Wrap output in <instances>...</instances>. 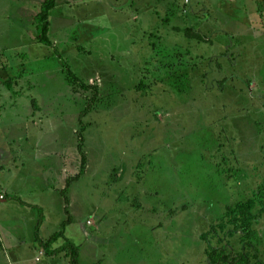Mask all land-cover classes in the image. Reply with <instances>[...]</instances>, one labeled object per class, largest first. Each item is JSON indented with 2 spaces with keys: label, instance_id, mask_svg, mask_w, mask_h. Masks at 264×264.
I'll return each instance as SVG.
<instances>
[{
  "label": "rangeland",
  "instance_id": "1",
  "mask_svg": "<svg viewBox=\"0 0 264 264\" xmlns=\"http://www.w3.org/2000/svg\"><path fill=\"white\" fill-rule=\"evenodd\" d=\"M67 1L63 20L52 16L61 60L38 62L32 36L19 45L37 62L24 85L34 98L20 109L53 120L43 132L63 144V190L80 172L86 129L87 173L42 233L98 207L103 221L96 229L88 218L84 233L113 241L101 264H209L210 249L236 256L245 247L242 233L229 236V208L264 184V0ZM68 68L94 89L71 85ZM255 231L251 264H264V214ZM6 232L0 225V264H42L29 246L16 259ZM76 238L73 229L65 241Z\"/></svg>",
  "mask_w": 264,
  "mask_h": 264
},
{
  "label": "crops",
  "instance_id": "2",
  "mask_svg": "<svg viewBox=\"0 0 264 264\" xmlns=\"http://www.w3.org/2000/svg\"><path fill=\"white\" fill-rule=\"evenodd\" d=\"M43 3L42 0L39 2L34 0H0V175H8L6 179H0V194L6 197L5 201L0 202V225L7 231L5 234H8V240L10 239L12 243L9 247L16 259H19L18 254L28 250L29 246L30 249L33 248V253L37 250L44 259L42 264H70L63 255L48 257L44 253L37 239L38 223L35 222V213H38L39 222L41 218L39 209H41L43 223L39 229V236L44 241L59 232L63 225L61 217L60 222L56 227L51 228L48 235L42 233L45 227L47 230L51 225L49 222L51 212H53L51 215L54 213L63 215V206L59 200V197L63 199V167H65L63 166V144H60L58 138H45L43 130L48 127L47 129L50 131L53 127V120L51 121L49 117L39 116L36 121L34 115L37 108L35 106L33 117L30 115V111L25 114L20 109L21 103L28 102V100L31 103L32 97L34 98L33 95H26L24 85L27 82L30 83L33 76V74L31 78L28 76L29 66L35 67L37 62H31V56L27 51L28 47L22 49L19 45L25 40H27L25 43L28 44V38L32 36L30 44L33 46L34 52L37 48L43 54L42 59H39L38 62L55 58L61 60L63 58V37H56L53 31L52 16L63 20V10L74 7L72 1L66 0L65 3L60 4L56 0V6L50 15L49 37L53 47H47L37 41L36 17L40 13ZM70 26L74 25L70 24ZM6 55L9 56L6 58ZM9 58L12 62L15 59V63H10ZM43 63L38 64L42 65ZM21 113L25 114V123L21 122ZM20 128L24 131L22 137L19 132ZM30 140L32 141L30 142ZM5 154H8V157ZM29 163L41 164L43 170L34 176L33 174L29 175V171L26 172ZM57 175H59V181ZM67 180L68 177L66 184ZM16 199H20L30 206L24 205ZM53 203H57L56 209H54ZM51 204V207H47ZM99 210L98 207H95V210L93 209L91 212H84L79 220L73 218L72 224L66 230L67 237L71 230L76 229V236L79 239L76 238L69 242L80 247L79 264H101L107 256L104 244L109 247L113 243V241H104L98 238V234L97 237H94L84 233L87 228L85 221L88 218H95L96 229L97 223L103 221L102 216L98 222L96 221L98 214L103 215ZM120 210L124 212L123 209ZM9 227L15 229L11 231L12 228L9 229ZM105 227L106 224H101L100 231ZM27 228L29 232L25 231ZM28 233L31 236V242L26 239ZM66 242L61 238L55 243L54 248H60Z\"/></svg>",
  "mask_w": 264,
  "mask_h": 264
},
{
  "label": "trees",
  "instance_id": "3",
  "mask_svg": "<svg viewBox=\"0 0 264 264\" xmlns=\"http://www.w3.org/2000/svg\"><path fill=\"white\" fill-rule=\"evenodd\" d=\"M56 6V0H45L40 13L36 17V24L38 29L37 41L40 44H43L47 47H53V43L49 37L50 34V15L51 11ZM67 80L71 85L75 88L78 86H83L88 89H94V86L86 85L78 76H76L71 69L67 70ZM140 87H144V84H140ZM97 88V87H95ZM141 89V88H140ZM139 89V90H140ZM94 104H88L86 110L82 114L81 117L87 116L90 111H92ZM82 122V121H81ZM86 131L85 127L80 131V138L82 140L79 146V152L82 158V164L80 172L73 177L68 178L66 188L62 191L63 197L66 202V209L70 206L69 199V191L72 185L80 182V180L87 173V164L88 157L86 153L83 151L85 146L84 132ZM24 205L23 201L20 199H16ZM30 206V205H28ZM33 207V206H31ZM36 209H39L35 207ZM41 218L39 219L37 226V239L39 240L40 245L43 248L44 253L48 257H56L59 255H63L66 259H68L70 264H79L80 259V247L76 244L67 241L62 247L55 249L54 245L61 238H66V230L72 224L73 218H70L66 222L63 223L61 230L54 234L49 240H42L39 236V229L43 223V214L42 210ZM229 211L232 215L231 224L234 226V230L230 231L229 236L231 238L236 236V233H242L241 243L244 245L243 251L238 252V254L232 255L225 249H210L207 256L209 258V264H251V259H258V256L254 255L251 257L249 252L253 250L255 244L259 243L258 234L255 231V226L258 223L260 217L264 214V184L260 186L259 192L247 202L239 203L233 207L229 208ZM223 231L225 232V227H223ZM248 250V251H247ZM262 264V263H257Z\"/></svg>",
  "mask_w": 264,
  "mask_h": 264
},
{
  "label": "built area",
  "instance_id": "4",
  "mask_svg": "<svg viewBox=\"0 0 264 264\" xmlns=\"http://www.w3.org/2000/svg\"><path fill=\"white\" fill-rule=\"evenodd\" d=\"M5 199H6L5 195H0V202L5 201Z\"/></svg>",
  "mask_w": 264,
  "mask_h": 264
}]
</instances>
